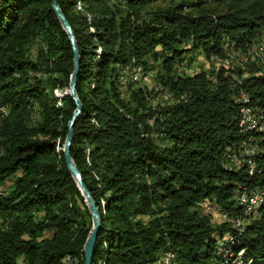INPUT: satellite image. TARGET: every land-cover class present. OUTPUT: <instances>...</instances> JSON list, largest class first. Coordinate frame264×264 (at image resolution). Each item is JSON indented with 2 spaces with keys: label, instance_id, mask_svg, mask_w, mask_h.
Returning a JSON list of instances; mask_svg holds the SVG:
<instances>
[{
  "label": "trees",
  "instance_id": "obj_1",
  "mask_svg": "<svg viewBox=\"0 0 264 264\" xmlns=\"http://www.w3.org/2000/svg\"><path fill=\"white\" fill-rule=\"evenodd\" d=\"M51 3L0 0V264H84L92 228L63 159L73 52ZM57 3L80 58L71 157L101 217L92 264H264V208L252 219L234 200L264 191V134L239 130L235 103L242 89L264 119V0ZM193 53L240 62L232 78L225 67L183 76ZM125 65L164 97L153 105L135 81L122 91ZM249 140L253 177L234 163ZM235 220L249 222L237 232Z\"/></svg>",
  "mask_w": 264,
  "mask_h": 264
},
{
  "label": "water",
  "instance_id": "obj_2",
  "mask_svg": "<svg viewBox=\"0 0 264 264\" xmlns=\"http://www.w3.org/2000/svg\"><path fill=\"white\" fill-rule=\"evenodd\" d=\"M51 7L60 26L62 27L63 31L66 33L69 39L73 52V72L70 77L68 92L71 100L75 104V110L72 114L71 120L67 124V132L62 148V153H63L65 166L69 171L71 177L73 178V181L75 182L77 189L79 190L83 198V201L86 205V208L88 210V213L91 217V224H92L91 232L84 244V264H92L94 246L101 225V217L96 204L94 203L89 191L87 190L85 184L83 183L81 172L79 171V169L77 168L76 164L74 163L71 157V146L74 137L73 129L80 115L83 112L82 103L80 102L76 92L78 75H79L80 58L77 50V44L75 41L74 33L71 29L70 24L66 20L64 14L62 13L57 3V0H52Z\"/></svg>",
  "mask_w": 264,
  "mask_h": 264
},
{
  "label": "bare ground",
  "instance_id": "obj_3",
  "mask_svg": "<svg viewBox=\"0 0 264 264\" xmlns=\"http://www.w3.org/2000/svg\"><path fill=\"white\" fill-rule=\"evenodd\" d=\"M192 1H197V0H192ZM263 39V38H262ZM263 43H264V39H263ZM255 47V46H254ZM262 47V45L260 46ZM256 48V47H255ZM253 49V48H252ZM263 49V48H262ZM264 50V49H263ZM256 52L254 50H252V52L250 53L251 55ZM249 54V53H248ZM257 54V53H256ZM255 54V55H256ZM263 55V54H262ZM249 56V55H247ZM256 57V56H254ZM246 58V57H245ZM248 58V57H247ZM249 59V58H248ZM258 59V58H256ZM253 60V59H251ZM255 60V59H254ZM244 63L247 62V59L243 60ZM262 62V61H261ZM211 64L215 67L216 70L220 69L221 67L218 66H224V67H229L227 62L224 60H220L218 58H215L211 61ZM264 64V63H263ZM130 67V66H129ZM127 70V69H126ZM124 71H122V74L124 76ZM135 73L138 72L139 73V69H134L133 70ZM118 75V74H117ZM151 77V76H150ZM121 80V79H120ZM157 89V88H156ZM157 91V90H156ZM159 92V91H158ZM243 93V99L242 101H237V97L235 99V103L238 104L239 106V118H238V128L239 130L246 134H264V119H262L261 115H257V111L255 114V117L253 119H250L248 122V128H247V122H245L244 120H242V116H248V111H250L251 107V103H250V99L249 96ZM164 93L161 95L162 98ZM259 111V110H258ZM264 116V115H263ZM240 132V133H241ZM251 138V137H250ZM259 139V138H258ZM248 140V139H247ZM253 140H249V143L247 144H243V148H242V155L240 156L241 159L240 161H238L240 163L239 167H243L245 165V167H247L248 169V175L253 177L254 175L258 174V170L255 166L254 161L256 162V160L253 161V158L255 157V155L259 152L257 145L252 144ZM247 142V141H246ZM258 143V142H257ZM239 159V158H238ZM234 160V159H233ZM236 166L237 162H234ZM232 164V163H231ZM233 165V164H232ZM244 167V168H245ZM233 168V167H232ZM236 168V167H235ZM240 169V168H239ZM238 169V170H239ZM247 191H243L242 193L237 192L235 197V201L238 205L242 206V205H247L248 210H249V216L252 217V219H255L257 217V212L260 208H264V191H258V192H254V193H246ZM250 192V191H249ZM252 192V191H251ZM213 206V205H212ZM246 207V206H245ZM233 227L237 232H241L244 229V221L243 220H235L233 222ZM232 243L231 239H228V237H226L222 243H220L219 247H218V255L221 256V258L227 259L231 256L230 254V248L229 245ZM231 259V258H230ZM228 260V259H227ZM250 262V261H249ZM223 263V262H222ZM240 264H244L241 263Z\"/></svg>",
  "mask_w": 264,
  "mask_h": 264
},
{
  "label": "rangeland",
  "instance_id": "obj_4",
  "mask_svg": "<svg viewBox=\"0 0 264 264\" xmlns=\"http://www.w3.org/2000/svg\"><path fill=\"white\" fill-rule=\"evenodd\" d=\"M262 54H264V51L259 50V52H258L259 59L258 60L264 62V58L262 57ZM187 57H188V61L190 63L188 64V62L185 60L186 62L184 63L183 67H180V70H179V73L183 76L184 75H194V74L198 73L199 71H207L208 69H212L214 67L212 64H211L212 65L211 66L208 63V61L202 55H198L197 53L189 54ZM231 57H232V55H231ZM239 62H240V58H238V57H236L234 59H231L229 57V59L227 60L228 66L231 64L238 65ZM126 72H127V77L129 79H126ZM142 77L143 76H142L141 70L139 71V73L138 72L135 73L133 71V69L132 70L127 69L126 71H124V80L126 79V86H127V84L131 83L132 81H135V82L139 83V86H143L142 88H146L147 84H148V89L154 90L153 89L154 86L155 87L157 86L156 80L151 81L150 77H147V82H146V84H144L145 82H144ZM155 91H152V93L154 95V97L152 99L153 105H155V103L159 102V99H162V97L159 93H158V97H157ZM151 97H150V99H151ZM202 209L204 210L205 213H214L217 211V209H215L213 207H205V208L202 207ZM219 217H220V220L222 221L220 215H219ZM211 218H212V222L215 226H219L221 224L217 215H211ZM248 222H249V220L244 221V227ZM226 237H228V236H226Z\"/></svg>",
  "mask_w": 264,
  "mask_h": 264
},
{
  "label": "built area",
  "instance_id": "obj_5",
  "mask_svg": "<svg viewBox=\"0 0 264 264\" xmlns=\"http://www.w3.org/2000/svg\"><path fill=\"white\" fill-rule=\"evenodd\" d=\"M223 48H230L231 49V43L225 42L223 45ZM251 48V47H250ZM232 50V49H231ZM264 58V56H262ZM218 67H224V66H218ZM122 69L126 71V65L122 66ZM232 74H233V69L232 68H226L225 67V74L224 76H229L232 78ZM126 79H129L127 77V72H126ZM126 79L125 80H119V85L122 89V91H128L127 87H126ZM144 82H147V76L143 77ZM147 88H148V84H147ZM156 90H162L160 89L158 83H157V89ZM151 91H155V90H151ZM237 101H242L243 99V93H242V89H238L237 91ZM164 96V95H163ZM255 117V107H251L250 111H248V116H242V120H244L245 122H247V128H248V122L250 119H253ZM235 162H237V165L239 166L240 163L238 162V160H235ZM209 204H215L214 202H203V206L204 205H209ZM201 206V207H203ZM215 214L218 215H222V213H219V208L217 207V211L214 212ZM227 223V220H226Z\"/></svg>",
  "mask_w": 264,
  "mask_h": 264
}]
</instances>
